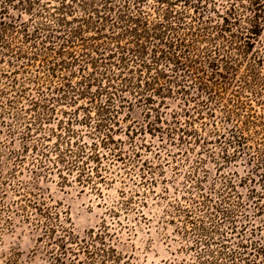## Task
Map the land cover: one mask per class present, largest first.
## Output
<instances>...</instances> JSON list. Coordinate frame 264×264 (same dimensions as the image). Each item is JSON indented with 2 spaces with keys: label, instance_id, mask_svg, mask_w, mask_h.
Listing matches in <instances>:
<instances>
[{
  "label": "rangeland",
  "instance_id": "374dc122",
  "mask_svg": "<svg viewBox=\"0 0 264 264\" xmlns=\"http://www.w3.org/2000/svg\"><path fill=\"white\" fill-rule=\"evenodd\" d=\"M249 1L192 0L191 3L201 2L203 18L211 17L213 23L221 22L218 13H225L230 4L240 7L237 18L242 22L233 26V32L242 28L243 38L252 45L236 78H249V85L234 97L232 93L238 90L234 81L224 98L239 102L241 120L247 122L245 149L241 151L237 145H229L224 133L230 123L224 125L220 109L215 107L213 116L205 110L197 114L192 110L196 107L194 103L185 104L173 87L174 94L163 98L153 96V106L161 116L158 130H150L148 125L155 120L156 111L139 97L124 92L128 101L110 122L113 142L104 146L100 144L104 132L99 135L96 125L100 103H105L108 95L97 96V84H93L87 96L70 92L61 102H49L48 109L52 108L53 112L45 110L46 107L34 109L30 103L39 98L38 89L45 90L50 99H59V94H50L46 89L65 83L63 78L81 88L77 66L62 69L52 77L39 70L41 63L37 59L31 71L17 75L19 81L14 88H8L10 78L1 77L0 91L5 92L0 96V181L5 177V184L0 186V264L51 263L43 245L38 243L41 230L33 219L27 220L18 210L19 200L26 203L28 198L37 200L50 214H58L78 236L107 226L110 242L117 252L127 256L125 260L131 256L133 264H184L192 260L195 256L190 250L195 237L192 223L201 220L206 225L218 224L222 231L236 238L232 240L256 239L264 244V63L256 66L254 74L249 65V60L253 63L258 56L264 59V20L259 32L250 35L252 24L244 22L250 12L242 7L249 5ZM60 2L40 0L32 12L17 9L10 12L15 17L22 13L20 20L27 21L42 6L53 12ZM191 4L181 1L173 7L193 17ZM155 6V0H147L143 5L145 11L154 13V18L158 17ZM83 13L78 6L67 19L71 21ZM94 34V30L87 29L82 38L91 39ZM15 37L16 44L22 43L21 35ZM27 46L24 51H29ZM10 68L6 62L0 63L1 70L8 72ZM91 72L90 66L87 73ZM92 94L97 96L95 101ZM115 100L117 104L118 96ZM187 108L196 120L190 126H186L188 117L184 115ZM87 116L91 119L83 120ZM38 117L41 121L35 119ZM236 122L234 118L233 123ZM174 126L191 128L195 135L183 137L177 129L170 130L177 128ZM68 128L74 134L68 135ZM93 143L99 145L95 152L100 161L85 157V174L64 167L67 161L58 162L61 152L65 160H74L80 147L92 155ZM208 195L212 197L211 205L231 210L229 220L224 221L221 212L215 214L217 209H211L212 218L204 215L202 208ZM231 222L235 223L236 231H231Z\"/></svg>",
  "mask_w": 264,
  "mask_h": 264
},
{
  "label": "trees",
  "instance_id": "16d2710c",
  "mask_svg": "<svg viewBox=\"0 0 264 264\" xmlns=\"http://www.w3.org/2000/svg\"><path fill=\"white\" fill-rule=\"evenodd\" d=\"M88 1L72 0L69 4L61 0L60 6L54 8L53 12L42 6L32 13V18L23 21L20 20L22 13L15 17L10 10L32 12L40 0H0V63L6 62L11 67L8 72L0 69V80L3 76L8 77V88L16 87L19 81L17 75L31 71L33 61L37 59L41 63L39 70L52 77L62 69L77 66L81 72L78 82L81 88L63 78L65 83L46 89L50 94H59V99H50L45 90L38 89L39 98L30 100V103L34 109L46 107L44 109L47 110L49 102H61L70 92L87 96L93 84H97V96L104 93L108 95L107 101L100 103V118L96 125L99 135L104 132L105 137L100 143L104 146L113 142L114 130L110 122L116 118L124 102L128 101L124 92L131 93L134 98L139 97L147 106H151L152 111H156L155 120L148 125L150 130H158L161 116L153 106V96L163 98L174 94L175 88L185 104L194 103L196 107L192 110L197 114L205 110L207 115L213 116L216 114L215 107L220 109L224 125L230 123L224 133L229 145H237L239 151L245 149L244 131L247 122L241 120L239 102L235 103L233 98H224L234 81L238 86V90L232 93L234 97H238L242 89L249 85V78H236L252 45L249 39L243 38L240 31L242 28L233 32V26L242 22L237 18L240 15L237 12L239 6L230 4L225 13H218L221 22L213 23L211 17L203 18L201 2L191 4L192 0H155L154 11L158 15L155 18L154 13L144 10L143 5L147 0H102L101 8L98 6L99 0ZM181 1L185 5H194L193 17L188 16L185 10H174L173 6ZM263 2L250 0L249 5L242 6L243 10L250 12L244 21L252 24L250 32L253 34L250 35L255 36L259 32L264 20ZM78 6L84 10L83 15L68 20L67 17ZM188 18L191 19L188 21ZM74 23L78 25L70 26ZM87 29L95 32L91 39L82 38ZM16 35L22 36V43L16 44ZM27 44L29 51H24ZM263 63L262 56L256 57L253 63L249 60L250 72L254 74L256 66ZM90 66L93 72L87 73ZM104 80L106 85L103 84ZM4 92L1 90L0 96ZM96 94H92L94 101ZM116 95L119 100L117 104ZM184 110V115L188 117L186 126H190L196 121L194 113L190 108ZM48 111L54 110L49 108ZM234 118L237 119L236 123H233ZM35 119L41 121L40 117ZM89 119L91 117L87 116L83 120ZM175 124L178 125V122ZM174 127L177 128L170 130L177 129L183 137L195 135L191 128ZM67 132L68 135L74 134L70 128ZM92 146V155L86 154L84 147H80L74 160H65L61 152L58 154V162L64 164L67 161L64 167L69 170L78 169L85 174V157L87 160L100 161L99 154L95 152L99 145L93 143ZM43 155L48 156L44 152ZM80 161H83L82 164ZM4 178L0 186L5 184ZM252 194H255L254 190ZM205 198L207 203L202 208L205 209L204 215L212 218L211 209H217L215 214L221 212L224 221L231 218V210L211 205L210 195ZM28 199L26 203L19 200L18 210L27 220L33 219L36 228L41 230L38 243L43 245L50 264H133L131 256L125 260L127 256L117 252L110 242L111 234L107 226L103 225V230H92L85 236H78L59 219L58 214L52 215L37 200ZM259 211L263 209L259 208ZM32 214L34 218H31ZM192 224L195 237L190 250L195 252V256L184 264H264V244L260 240H232L236 238L222 231L218 224L206 225L202 220ZM230 226L232 232L236 231L235 223L231 222Z\"/></svg>",
  "mask_w": 264,
  "mask_h": 264
}]
</instances>
